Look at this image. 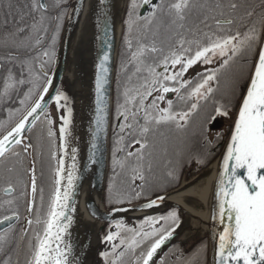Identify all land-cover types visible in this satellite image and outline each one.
I'll return each mask as SVG.
<instances>
[{"label": "snow or ice", "instance_id": "6c2138e0", "mask_svg": "<svg viewBox=\"0 0 264 264\" xmlns=\"http://www.w3.org/2000/svg\"><path fill=\"white\" fill-rule=\"evenodd\" d=\"M97 4L103 49L95 65L91 164L107 136L112 62L109 0ZM82 11L83 0H0V225H7L0 230V264H82L90 246L68 239L81 177L71 143L73 109L66 92L54 87L53 71L64 21ZM124 25L111 214L137 201H146L137 211L158 207L167 189L154 185L178 184L185 168L206 167L225 138L213 136L210 126L223 117L232 123L215 184L211 219L222 228L213 229L212 264H264V0H127ZM196 65L203 71L186 78ZM44 139L47 193L44 172L37 171ZM22 203L24 223L17 228ZM180 223L175 209L148 215L138 227L114 220L115 230L102 237L109 250L100 255L105 264H169V256L171 264H209L206 242L189 254L174 247L154 259Z\"/></svg>", "mask_w": 264, "mask_h": 264}, {"label": "bare ground", "instance_id": "6f19581e", "mask_svg": "<svg viewBox=\"0 0 264 264\" xmlns=\"http://www.w3.org/2000/svg\"><path fill=\"white\" fill-rule=\"evenodd\" d=\"M126 0H109L110 16L117 39L123 31V10ZM101 6L97 0H84L83 11L79 15L77 24L69 41L68 84L73 96L72 140L73 146L78 148L77 166L82 165L84 154L90 142L89 131L92 121V107L94 99V78L100 35L94 23V13H100ZM103 19V16H100ZM70 163V161H69ZM217 161H213L199 176L189 181H183L179 188H174L168 194V202H174L182 207L185 215L184 227L195 234H206V220L208 216L210 193L215 177ZM97 167L92 165L81 177V186L74 200L76 209L73 214V225L70 228V239L74 245L90 241L86 255L82 256V264H94L98 245L99 228L101 223L91 218L87 206L94 203L101 204L102 191L93 185V177ZM199 179L197 182H191ZM102 205V204H101ZM77 251L80 249L77 247Z\"/></svg>", "mask_w": 264, "mask_h": 264}, {"label": "water", "instance_id": "95a60500", "mask_svg": "<svg viewBox=\"0 0 264 264\" xmlns=\"http://www.w3.org/2000/svg\"><path fill=\"white\" fill-rule=\"evenodd\" d=\"M75 3H76V0L71 1V5H74ZM126 4H127V0L125 3L124 10H123L122 24H124V14H125V10H126ZM77 21H78V19L76 17H73V19L71 21L67 20L65 23L63 34H62V39H61V42L59 45L57 63L53 67V71L55 73L54 87L60 88L62 82L64 81V79L66 77V73L68 70L69 41H70L72 32H73V30L77 24ZM109 24H110L111 43H112V52H111L112 62H111V82H110V85L108 86V91H109V101H108V103H109V117H108L109 124H108L107 136H106V139L102 137L98 141L100 148H101V152H99L97 154L98 162L96 164H91L89 161V155H90L89 149L91 146V144H90L91 136H90V142H89L88 148L84 154V160L82 162V165L78 168L79 169L78 175L80 177H82L84 175V173L89 169V167H91L92 165H95L97 167V173L93 177V185L97 190L99 189L102 191V196H101V204L102 205L98 204V203L88 205L87 211H88V214L91 218H93L94 220L101 223V226L99 228V243H100V245H98L99 251H100L101 242H102L101 233H102L105 225L108 223L114 222V220L134 219V218H138V217L156 214V213L162 212L166 209L175 208L181 214L180 221H181V223H183V227H184V222H185V220L182 221V217L184 215L182 207L177 203L168 202V199H167L169 192L171 190H173L174 188L171 190H168L166 192L161 193V194L165 195V200H164L163 204L159 205L158 207H154L153 209L141 210V211L135 210L139 204L144 203L146 201H140V202L133 203L132 205H126L124 207H128L130 209L129 211L118 212V213H115L114 216L111 214V208L105 209L106 206L104 203L103 195H104V190H105L107 173H108V169H109V161H108V157H109V136H110V131H111V115H112V107H113V86H114V78H115V69H116V63H117L118 50H119L120 40H121V36H122V34H121V36L117 39L116 32L114 30L112 23L109 22ZM100 35H102L101 32H100ZM102 49H103V43L101 40H99L97 61L99 58V53H100V51H102ZM94 93H95V90H94ZM46 99H47V97H46ZM94 99H95V96H94ZM94 99H93V107H92V120L94 119ZM51 104L52 103L49 104V107L51 106ZM226 140H227V138H226ZM226 140H225L219 154L213 160L214 162L217 161V167H216L215 177L213 180L211 193H210L208 216H207V220H206V228H207L206 234H195L191 238H183L182 239L180 237V232L177 231L179 228L178 227L176 229V232H175L173 238L169 242H167L164 246H162V248L160 250H158L157 257H154V259L158 260L159 257L163 254V252L172 243H175L177 241H181V242L189 245L193 242L199 241V240L204 238L206 240V243H207V250H208L207 256H208L209 264H212L213 249H214L213 229L215 228L218 231L222 228V226L219 225L218 223H214L212 221L211 217L213 214V208H214V203H215V200H214L215 184H216L218 173L220 171L221 158L225 152ZM77 184H78V187H77L76 194H77V192L81 186V179L77 182ZM175 188H179V186H177ZM76 194H75V197H76ZM75 197H74V200H75ZM74 200H73V203H74ZM93 213H95V214H93ZM5 227H7V225H0V230H2ZM182 229L184 230V229H188V228L184 227ZM195 236H199V237H195ZM96 256H97V262H98L99 252H98V255L96 254Z\"/></svg>", "mask_w": 264, "mask_h": 264}, {"label": "trees", "instance_id": "16d2710c", "mask_svg": "<svg viewBox=\"0 0 264 264\" xmlns=\"http://www.w3.org/2000/svg\"><path fill=\"white\" fill-rule=\"evenodd\" d=\"M71 1L72 0H69V4L71 5ZM67 20V19H66ZM66 20L64 21V25H63V30H64V26H65V23H66ZM62 34H63V31L61 33V37H60V42H61V39H62ZM60 42L58 44V47H57V57H58V52H59V45H60ZM123 38L121 40V43H120V46H119V51H118V59H121V54H122V51H123ZM118 64H117V67H116V74H115V80H114V86H113V106L116 105V100H117V91H116V78H117V72H118ZM61 90L66 92V94L69 96V92L67 91L68 89V86L66 85L65 82H62L61 86H60ZM49 111L51 112V115L53 118H56L58 117V115L60 114L56 108H55V105L52 103L51 106L49 107ZM59 124V121L57 120V126ZM39 127V126H38ZM35 130H33V138L35 140V133H34ZM43 143H45L47 145V140L44 139L43 140ZM43 152H44V155L41 156V157H37V171H38V174L41 170H43L44 172V180H43V183L45 185V190H46V193H47V185H48V177H49V161H48V157H47V149H43ZM216 156V155H215ZM215 156L211 159L214 160L215 159ZM32 157L30 156V159ZM112 176H113V170H112V161L110 162V165H109V170H108V173H107V178H106V184H105V190H104V195H103V199H104V203H105V206L106 208H111L108 204V196H109V192H108V188H109V184L111 183V180H112ZM124 177L121 176V177H117V185H119L120 181L123 180ZM3 186V182L2 180H0V187ZM164 188L168 190H171L172 188H174L173 185H169V186H164ZM106 191V192H105ZM156 191H159V190H156ZM0 196L1 198L3 199L4 198V194L2 191H0ZM137 202H140V201H137ZM136 203V202H134ZM126 206V205H125ZM175 208H170V209H166L162 212H159V213H156V214H152V215H161V214H166L167 212L173 210ZM177 210V209H175ZM178 211V210H177ZM20 212L21 214H25V211H24V205L23 203L21 204V207H20ZM178 215H179V218L181 219V214L180 212L178 211ZM146 217V216H143V217H138V218H134V219H128V220H123L125 222V224L129 227H138L139 224L142 222L143 218ZM109 227H111L112 230H115V224L114 222H111V223H108L105 225L102 233H101V236L103 237L106 230L109 229ZM202 242H206V240L203 238L199 241H196V242H193L189 245L181 242V241H177L175 243H172L164 252L163 254L159 257H164L166 253H170V251L176 247V248H179L181 250H183V252L185 254H189L193 251L196 250L197 247H199L201 245ZM105 250H109V246L105 243H102L101 242V247H100V251H99V256H98V261L101 260L102 261V264H105L104 260H103V257L100 255L101 252L105 251ZM208 251V250H207ZM169 259V264H171V261H172V258L171 256L167 257Z\"/></svg>", "mask_w": 264, "mask_h": 264}, {"label": "flooded vegetation", "instance_id": "af4514ba", "mask_svg": "<svg viewBox=\"0 0 264 264\" xmlns=\"http://www.w3.org/2000/svg\"><path fill=\"white\" fill-rule=\"evenodd\" d=\"M154 2H158V0H154ZM247 2H249V3H258L259 2V0H247ZM143 11V13L146 15L147 14V9L145 8V9H143L142 10ZM125 17H126V10H125ZM67 21V20H66ZM123 32H122V36H121V40H122V38H123V36L125 35V25L123 24ZM121 40H120V43H121ZM120 46V45H119ZM119 51V50H118ZM120 60L121 59H118V56H117V63H116V67H117V64L119 65V62H120ZM54 67V66H53ZM203 68H204V66L203 65H196V66H194L192 69H189V72L188 73H186V78H188V79H192L193 77H195L196 76V73L197 72H202L203 71ZM115 74H116V69H115ZM123 79V78H122ZM114 80H115V78H114ZM170 98H173V99H175V97H174V95H172V94H170ZM122 102V101H121ZM116 106L117 105H115V106H113L112 107V115H111V131H110V136H109V157H108V161H109V165H110V162L112 161V149H113V147H114V143H113V141H114V139H115V136H114V134H113V127H114V125H115V123H116V120L114 119V117H115V115H116ZM211 104H209L208 105V108H207V111H211ZM4 118V114L3 113H0V119H3ZM231 123H232V121L231 120H228V119H226V118H223V117H218L214 122H213V124L210 126V131H211V133H212V135L213 136H215V134L216 133H218V132H223V133H225V138H224V140H221L220 142H219V144L217 145V148L214 150L215 151V153L218 155L219 154V152H220V150H221V148H222V146H223V144H224V142H225V140H226V138H227V130H228V128H229V126L231 125ZM191 147L193 148V150H195L197 147H198V143H196V142H194L192 145H191ZM119 155H123L122 153L121 154H119ZM217 155L215 156V158L217 157ZM213 161V160H212ZM211 161V162H212ZM210 162V163H211ZM209 163V164H210ZM209 164L206 166V167H201L200 169H199V171H197V168H196V166H194L193 168H189V167H187V168H185L184 170H183V172H182V174H181V176H180V179H179V183L178 184H176L175 182H173V186L175 187V186H178L179 184H181L183 181H189V180H193V179H195V178H198V177H200L199 176V174H201L202 173V171L203 170H205L208 166H209ZM186 169H188L187 171H186ZM109 170V169H108ZM161 193H163V192H161ZM0 199H2L1 198V196H0ZM25 216V214L23 213V214H21V221L17 224V228H19L23 223H24V220H23V217ZM34 228H36L37 226H33Z\"/></svg>", "mask_w": 264, "mask_h": 264}, {"label": "rangeland", "instance_id": "374dc122", "mask_svg": "<svg viewBox=\"0 0 264 264\" xmlns=\"http://www.w3.org/2000/svg\"><path fill=\"white\" fill-rule=\"evenodd\" d=\"M124 20H125V14H124ZM68 67H69V65H68ZM68 75H69V68H68V70H67V73H66V77H65V79H64V81L63 82H65L66 83V85L68 86V89H67V91L69 92V98H70V107H72L73 108V96H72V92H71V90H70V87H69V85H68ZM67 80V81H66ZM66 114V113H65ZM36 132H37V130H35L34 131V133L36 134ZM34 134V135H35ZM44 144V148L45 149H47V145L45 144V143H43ZM43 148V149H44ZM215 155H217L216 153H215ZM213 162V161H212ZM211 162V163H212ZM210 163V164H211ZM209 164V165H210ZM194 166H196V165H191L189 168H193ZM188 169H186V171H187ZM159 175V174H158ZM199 179H201V176H200V178ZM199 179H197V180H194V181H191V182H197ZM188 181V180H187ZM186 181V182H187ZM169 185H173V182L172 183H165V184H162V185H154V190H159L161 187H164V186H169ZM180 185V184H179ZM178 185V186H179ZM175 187H177V186H175ZM174 187V188H175ZM173 189V188H172ZM106 192V191H105ZM105 209H107V208H105ZM185 220V216L183 215V217H182V221H184ZM182 228H184L183 227V223H181L180 224V226H179V228H178V232H180V237L183 239V238H191L192 236H194L192 233H190L189 232V230L188 229H182ZM195 237H199V236H195ZM99 245H100V243H99ZM98 252H99V247H98V250H97V255H98ZM97 256H96V258H95V262H94V264H102V261L101 260H99L97 263Z\"/></svg>", "mask_w": 264, "mask_h": 264}]
</instances>
